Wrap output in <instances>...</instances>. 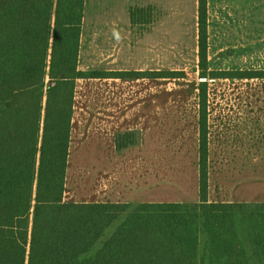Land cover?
<instances>
[{
  "label": "trees",
  "instance_id": "obj_1",
  "mask_svg": "<svg viewBox=\"0 0 264 264\" xmlns=\"http://www.w3.org/2000/svg\"><path fill=\"white\" fill-rule=\"evenodd\" d=\"M85 3L0 0V264H264V204L206 199L202 79H264V71L208 72L207 0L197 10L200 202L63 201L75 81L186 77L80 70ZM138 144L136 132L114 139L117 151Z\"/></svg>",
  "mask_w": 264,
  "mask_h": 264
},
{
  "label": "crops",
  "instance_id": "obj_2",
  "mask_svg": "<svg viewBox=\"0 0 264 264\" xmlns=\"http://www.w3.org/2000/svg\"><path fill=\"white\" fill-rule=\"evenodd\" d=\"M221 1L207 0L208 72L264 71V0ZM100 8L94 16L101 26L95 37L94 68L165 71L160 66L152 69V56L165 51L152 53L150 33L131 36L138 26L130 19L133 6H124L122 12ZM165 19L158 26L164 27ZM146 27L149 31L150 24ZM127 29L128 38L120 36ZM196 43L198 54V36ZM82 48L81 41L80 70L91 67L84 63ZM202 80L207 85V202L264 204V79ZM199 81L186 77L76 80L68 154L73 138L74 144L81 138L84 124L89 126L86 133L103 138L106 147L86 151L85 157L75 160L81 163L79 170L87 168L83 177L90 180L93 174L86 196L69 187L75 183L69 180L67 156L63 201L199 203ZM125 132L138 133L139 144L117 151L116 134Z\"/></svg>",
  "mask_w": 264,
  "mask_h": 264
},
{
  "label": "rangeland",
  "instance_id": "obj_3",
  "mask_svg": "<svg viewBox=\"0 0 264 264\" xmlns=\"http://www.w3.org/2000/svg\"><path fill=\"white\" fill-rule=\"evenodd\" d=\"M217 1L222 2L221 0ZM100 6L111 7L121 10V12L124 6L134 7L129 10L130 19L138 23V26L131 36L138 38L142 35L148 36L150 33L152 53L157 50L165 51L164 55L159 56L156 53L152 56V69L160 66L165 71H183L187 79H199L198 57L196 58L198 55L196 53L198 0H86L81 52L84 63L90 64L91 67L83 70H98L94 68L96 58L94 50L98 47L95 37L100 35L101 26L95 24L94 16L97 15L96 8L99 10ZM139 6L148 7L144 10L138 9ZM158 7L164 11H159ZM164 16L166 23L164 27H160L158 23L162 22ZM147 23L150 24L149 31L146 27ZM129 31V29L121 31L123 34L120 36L128 38ZM88 128L89 126L84 124V132H82L79 141L74 144L78 159L85 157L83 155L86 151L106 147V141L103 138L96 134H90V132L86 133ZM76 165L81 166V163L78 161ZM253 210L256 211L255 208Z\"/></svg>",
  "mask_w": 264,
  "mask_h": 264
},
{
  "label": "bare ground",
  "instance_id": "obj_4",
  "mask_svg": "<svg viewBox=\"0 0 264 264\" xmlns=\"http://www.w3.org/2000/svg\"><path fill=\"white\" fill-rule=\"evenodd\" d=\"M75 146H74V138H73V143L72 146L69 150V168H68V176L69 180L71 182H74L75 184H69L77 188L78 192L83 194V196H86L89 192H91V183L93 179V174H90V180L83 177V172L87 169L86 167H82L81 170H79V167L76 165L75 160L77 159V153L75 152Z\"/></svg>",
  "mask_w": 264,
  "mask_h": 264
}]
</instances>
